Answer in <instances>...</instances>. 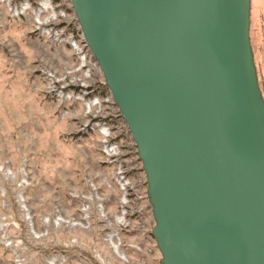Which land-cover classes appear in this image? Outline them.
I'll return each mask as SVG.
<instances>
[{
    "label": "water",
    "instance_id": "95a60500",
    "mask_svg": "<svg viewBox=\"0 0 264 264\" xmlns=\"http://www.w3.org/2000/svg\"><path fill=\"white\" fill-rule=\"evenodd\" d=\"M136 147L160 264H264L250 0H70Z\"/></svg>",
    "mask_w": 264,
    "mask_h": 264
},
{
    "label": "rangeland",
    "instance_id": "374dc122",
    "mask_svg": "<svg viewBox=\"0 0 264 264\" xmlns=\"http://www.w3.org/2000/svg\"><path fill=\"white\" fill-rule=\"evenodd\" d=\"M41 1L0 0V264H160L151 207L141 225L131 216V225L119 227L122 193L99 150V136L81 130L87 122L83 104L62 103L47 89L43 72L62 85L75 69L71 48L41 37L31 12L11 11L22 2L34 10ZM52 3L66 11L69 28L78 26L70 0ZM252 21L264 97L255 14ZM126 136L125 154L134 145ZM135 153V160L126 154L131 176L133 167L142 169ZM138 174L145 182L144 172Z\"/></svg>",
    "mask_w": 264,
    "mask_h": 264
},
{
    "label": "built area",
    "instance_id": "2783aa9c",
    "mask_svg": "<svg viewBox=\"0 0 264 264\" xmlns=\"http://www.w3.org/2000/svg\"><path fill=\"white\" fill-rule=\"evenodd\" d=\"M16 16H22L31 12L34 18V29L41 37L52 40L58 44H65L71 48L76 59V67L60 81L52 74L43 72L47 82L49 93L62 103L81 102L87 122L82 124V131L93 132L99 136V150L104 157L105 163L113 167V181L122 193V219L119 227H127L131 223L127 217H137L139 225L142 215L150 208L144 179H141L138 171L133 167L134 176L129 172L130 165L126 154H130L135 160L136 147L126 154L123 152L127 146V134L131 136L128 128L120 116L118 108L107 90L104 80L98 81L97 76L101 73L97 62L93 59L81 34L79 26L71 23L64 9L56 10L52 0H42L34 10L28 2L19 3L11 9ZM102 74V73H101ZM103 77V76H102ZM102 86V87H101ZM105 91H102L103 88ZM99 95H92L94 92ZM122 142L125 145H122ZM133 160V161H134ZM129 209V213L126 209Z\"/></svg>",
    "mask_w": 264,
    "mask_h": 264
},
{
    "label": "crops",
    "instance_id": "0c3cea01",
    "mask_svg": "<svg viewBox=\"0 0 264 264\" xmlns=\"http://www.w3.org/2000/svg\"><path fill=\"white\" fill-rule=\"evenodd\" d=\"M251 4V22L252 15L255 14L257 21V30L260 33V44L255 54L257 63L260 66L262 75H264V0H250Z\"/></svg>",
    "mask_w": 264,
    "mask_h": 264
},
{
    "label": "bare ground",
    "instance_id": "6f19581e",
    "mask_svg": "<svg viewBox=\"0 0 264 264\" xmlns=\"http://www.w3.org/2000/svg\"><path fill=\"white\" fill-rule=\"evenodd\" d=\"M250 19H251V4H250ZM251 39V38H250ZM251 47H252V44H251ZM253 50V48H252ZM254 54V53H253ZM255 61V60H254ZM258 75V74H257ZM114 102V101H113ZM115 249H117L116 247H114Z\"/></svg>",
    "mask_w": 264,
    "mask_h": 264
}]
</instances>
